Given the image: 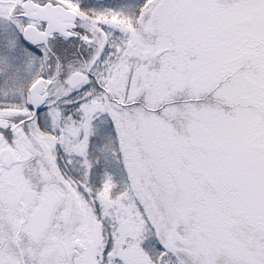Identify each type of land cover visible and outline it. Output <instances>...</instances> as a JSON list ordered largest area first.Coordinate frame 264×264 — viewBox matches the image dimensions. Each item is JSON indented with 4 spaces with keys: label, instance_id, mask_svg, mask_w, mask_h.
I'll return each mask as SVG.
<instances>
[{
    "label": "snow or ice",
    "instance_id": "6c2138e0",
    "mask_svg": "<svg viewBox=\"0 0 264 264\" xmlns=\"http://www.w3.org/2000/svg\"><path fill=\"white\" fill-rule=\"evenodd\" d=\"M0 264H264V0H0Z\"/></svg>",
    "mask_w": 264,
    "mask_h": 264
}]
</instances>
